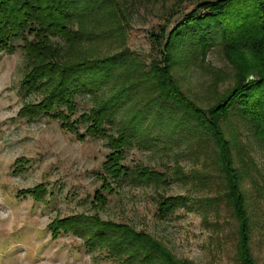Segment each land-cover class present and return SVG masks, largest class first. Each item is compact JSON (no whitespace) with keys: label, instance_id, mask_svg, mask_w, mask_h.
<instances>
[{"label":"trees","instance_id":"16d2710c","mask_svg":"<svg viewBox=\"0 0 264 264\" xmlns=\"http://www.w3.org/2000/svg\"><path fill=\"white\" fill-rule=\"evenodd\" d=\"M119 21L115 0H0V52L20 49L27 58L22 87L43 94L38 103L24 105L20 113L58 118L78 139L106 140L109 151L102 164V183L92 200L97 208L107 204L103 190L113 193L122 183L160 186L173 180L149 165H126L127 149L136 145L171 152L176 146L174 156H189L200 168L185 172L175 159L173 175L179 181H192L203 195H158V216L166 218L179 208L198 209L217 230L225 209L236 221L235 261L258 264L251 249L256 222L249 204L264 200V180L247 144L238 137L241 131L228 138L224 125L235 119L264 146V0L200 1L168 34L166 27L161 29L164 37L182 38L196 55L219 44L234 65L241 51L252 57L244 71L238 69L232 86L207 108L191 101L163 66L153 64L145 71L126 49L98 55L81 47L86 40L108 37L110 30L122 35ZM82 93L91 96L92 106L72 118L78 107L76 96ZM80 124L85 125L83 131ZM244 177L257 189L255 200L242 186ZM21 193L42 198L46 189L41 185ZM212 214L214 221L209 219ZM50 228L54 235L64 231L83 237L90 249L107 248L105 256L119 264H194L177 258L162 241L129 224L73 216L55 220Z\"/></svg>","mask_w":264,"mask_h":264},{"label":"rangeland","instance_id":"374dc122","mask_svg":"<svg viewBox=\"0 0 264 264\" xmlns=\"http://www.w3.org/2000/svg\"><path fill=\"white\" fill-rule=\"evenodd\" d=\"M115 1L122 35L108 30L111 33L108 37L86 40L81 47L98 55L126 49L134 53L145 71L153 64L163 66L169 78L201 108L215 104L219 95L232 86L238 69L244 71L253 61L241 51L238 64L234 65L219 44L212 45L204 55H196L182 38L163 36V27L168 34L204 0ZM73 27L76 29L77 25ZM52 39L61 41L58 37ZM26 63V56L18 48L0 52V264H119L105 256L107 248L90 249L77 234L64 231L53 234L51 223L73 216H95L147 231L177 258L194 264H238L232 242L236 221L225 209L218 218L222 225L217 230L204 221L198 209L179 208L166 218L158 216V195H203L192 181H179L173 175L175 159L185 172L192 167L200 168V163H194L189 156H174L176 146L171 152L136 145L127 149L126 165H149L171 175L173 180L160 186L122 183L115 186L113 193L102 191L107 198L105 206L97 208V203L94 206L93 196L101 186L102 164L109 151L106 140L88 136L78 139L60 125L58 118L43 114L30 118L21 114L24 105L38 103L43 97L41 92H27L22 87ZM76 100L78 107L72 118L92 106L87 93L79 94ZM84 126L80 124V131ZM224 129L228 138L241 131L238 137L247 144L260 180H264V146L233 118ZM179 146L184 147L181 143ZM255 177L259 179L256 174ZM41 185L46 189L42 198L21 193ZM242 186L255 200L257 189L250 178L244 177ZM256 200L255 204H249L256 222L251 249L257 263L264 264V200ZM214 216L209 219L214 221Z\"/></svg>","mask_w":264,"mask_h":264}]
</instances>
